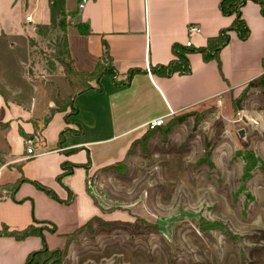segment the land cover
Segmentation results:
<instances>
[{
	"label": "crops",
	"instance_id": "crops-1",
	"mask_svg": "<svg viewBox=\"0 0 264 264\" xmlns=\"http://www.w3.org/2000/svg\"><path fill=\"white\" fill-rule=\"evenodd\" d=\"M71 1L68 6L66 0V10L73 21L69 47L75 68L94 70L108 57L120 80L131 69L139 71L121 87L111 74H104L101 90L90 89L75 97L78 113L69 121L65 115L71 108L50 116L55 106L51 84L62 97L72 93L62 72H49L46 80L29 78L37 96L26 104L8 97L0 85V264H23L43 246L40 235L17 239L5 234V228L44 226L47 245L63 248L68 234L99 216L89 179L124 159L154 118L167 120L204 109L218 97L232 107V100L247 90L241 111L258 121V125L246 121L256 152L264 145V14L257 2L249 0L241 8L250 29L247 39L231 31L229 43L215 58L205 60L200 52H191V72L167 76L151 68L169 63L175 44L186 45L190 39L194 47H205L231 26L235 15L222 12V0H89L81 9L79 0ZM23 2L33 20L50 23V0ZM25 21L21 13V32ZM87 25L90 33L83 34L81 29ZM191 25H198L199 31L191 34ZM245 131L249 136V129ZM37 132L43 143L37 146L36 156L28 157L26 139ZM64 163H89L90 168L77 166L59 179ZM38 184L64 201L72 199L58 201ZM4 194L8 197L2 198ZM51 225L56 232L49 231Z\"/></svg>",
	"mask_w": 264,
	"mask_h": 264
},
{
	"label": "rangeland",
	"instance_id": "rangeland-1",
	"mask_svg": "<svg viewBox=\"0 0 264 264\" xmlns=\"http://www.w3.org/2000/svg\"><path fill=\"white\" fill-rule=\"evenodd\" d=\"M21 13L29 14L23 0H0V85L26 104L37 96L29 78L62 72L55 58L69 47L73 21L68 15L63 30L34 17L21 32ZM100 63L96 69L111 68L108 57ZM219 99L166 132L167 119L89 179L99 216L69 243L66 264H264V145L260 152L252 146L241 105L237 110L234 99L232 107ZM241 129L249 136L241 137ZM208 141L213 153L201 164ZM247 148L263 168L245 180L238 152ZM201 220L215 229L202 230Z\"/></svg>",
	"mask_w": 264,
	"mask_h": 264
},
{
	"label": "trees",
	"instance_id": "trees-1",
	"mask_svg": "<svg viewBox=\"0 0 264 264\" xmlns=\"http://www.w3.org/2000/svg\"><path fill=\"white\" fill-rule=\"evenodd\" d=\"M249 0H222L220 3L221 10L226 15H235V19L231 26L226 29H223L217 36L211 38L208 42V45L205 47L196 48L193 45H182V44H175L173 46V54L174 58L167 64H159L152 66L151 71L153 73H159L162 75H173L174 73L178 74H189L191 72V63L189 61L188 55L191 52H200L203 55L205 60H210L215 58L219 51L226 46L230 41V32L235 31L242 39H247L250 35V29L242 17L241 8L248 2ZM257 2L261 6V11L264 14V0H252ZM50 11H51V27H60L61 29L65 30L66 22L65 19L69 15V12L66 10V0H50ZM47 27V26H46ZM85 30L81 29L83 34L90 33V28L88 25ZM50 28V27H48ZM108 49V48H107ZM106 49V54H108V50ZM55 60L61 65L62 73L65 76L67 83L72 88L71 95L67 97H62L59 89L54 84H51L54 89L53 93V100L55 102V106L50 110V116L53 115L55 112L58 111H66L68 108H71L70 113L65 115L67 121H69L72 115H76L78 113V107L74 103V99L77 95L84 93L90 89H97L101 90L102 88V77L104 74L109 73L113 76V80L116 83L117 87H121L122 85H128L130 80L132 79L133 75L138 72V69H131L129 75L125 80H120L117 78L118 73L115 69L105 68L102 66V69H94V70H85L80 71L75 68L74 61L71 56L70 48L66 44V49L61 50ZM101 65V63H99ZM52 65V64H51ZM53 72L52 70H49ZM262 83L264 85V77L262 78ZM253 84V83H252ZM247 90L234 100L235 108L238 110L240 108L241 102L246 98ZM187 112L185 114L176 116L172 118L167 126L166 132L175 124L182 122L189 114ZM199 122V121H198ZM161 127H157L154 129H148L142 137L136 139L133 144L131 145L130 150H132L135 144L142 142V140H147L154 136L155 130L160 129ZM66 131V129H65ZM61 134V138L64 135V132ZM62 140V139H61ZM128 152V154H129ZM213 153L212 144L210 141L206 143L205 155L203 158L200 159V163H206ZM127 154V155H128ZM238 156H241L244 160V174L243 179L247 180L252 177L254 171L258 168H263V161L258 159V156L255 154L253 150L245 149L244 152H238ZM261 161L262 164L259 165ZM77 166H84L87 170L90 168V164L86 163L83 165L80 164H73V163H64L62 172L59 175V179L62 178L64 175L71 173L75 167ZM38 186L49 193L53 198L57 199L61 202L69 203L72 197L68 200H62L59 196L48 187L43 185ZM95 200V197H94ZM96 201V200H95ZM97 202V201H96ZM214 225L201 220L200 227L202 230L206 231L209 229H215ZM49 231L56 232L57 228L55 225L49 226ZM83 227L81 226L73 233L67 235L68 242L65 247L63 248H54L51 249L46 242L45 234H44V226H35L29 225L28 227L22 230H8L5 228L4 232L7 235L14 236L17 239H23L29 235H40L43 239V246L30 253L28 258L23 264H66L67 261V252H68V245L72 240H75L77 235L83 232Z\"/></svg>",
	"mask_w": 264,
	"mask_h": 264
},
{
	"label": "built area",
	"instance_id": "built-area-1",
	"mask_svg": "<svg viewBox=\"0 0 264 264\" xmlns=\"http://www.w3.org/2000/svg\"><path fill=\"white\" fill-rule=\"evenodd\" d=\"M89 0H79L78 2V8L81 9L85 6V4L88 2ZM26 21L27 22H33V13L32 14H29L26 16ZM199 31V26L198 25H191L190 28H189V32L192 34V33H195V32H198ZM186 45L188 46H191L192 45V40H188ZM218 104H221L222 103V100L219 99ZM238 116H239V120H248L250 121L251 123H253L254 125H258V121L253 119V118H250L249 116H247L243 111L241 112H238ZM167 122L166 120V116H160V117H157V118H154L152 120H150L147 124L148 126V129H154V128H157V127H160V126H163L165 125ZM43 136L40 132H37L35 134H33L31 137L27 138L26 139V145H27V154H28V157H34L37 155L36 153V148L38 145H41L43 143ZM90 182V181H89ZM89 185H92L91 183H89ZM8 194H4V196L2 198H7Z\"/></svg>",
	"mask_w": 264,
	"mask_h": 264
},
{
	"label": "water",
	"instance_id": "water-1",
	"mask_svg": "<svg viewBox=\"0 0 264 264\" xmlns=\"http://www.w3.org/2000/svg\"><path fill=\"white\" fill-rule=\"evenodd\" d=\"M239 134H240L241 137H244L245 134H246L245 129H241V130L239 131Z\"/></svg>",
	"mask_w": 264,
	"mask_h": 264
}]
</instances>
